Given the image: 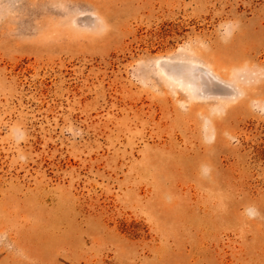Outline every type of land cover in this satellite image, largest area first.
I'll list each match as a JSON object with an SVG mask.
<instances>
[{
	"label": "rangeland",
	"instance_id": "rangeland-1",
	"mask_svg": "<svg viewBox=\"0 0 264 264\" xmlns=\"http://www.w3.org/2000/svg\"><path fill=\"white\" fill-rule=\"evenodd\" d=\"M0 264H264V0H0Z\"/></svg>",
	"mask_w": 264,
	"mask_h": 264
}]
</instances>
